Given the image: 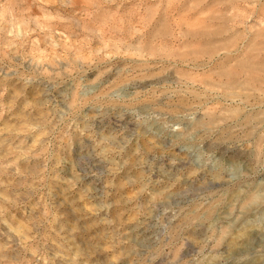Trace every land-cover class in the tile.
Returning a JSON list of instances; mask_svg holds the SVG:
<instances>
[{"label":"rangeland","instance_id":"obj_1","mask_svg":"<svg viewBox=\"0 0 264 264\" xmlns=\"http://www.w3.org/2000/svg\"><path fill=\"white\" fill-rule=\"evenodd\" d=\"M0 264H264V0H0Z\"/></svg>","mask_w":264,"mask_h":264}]
</instances>
